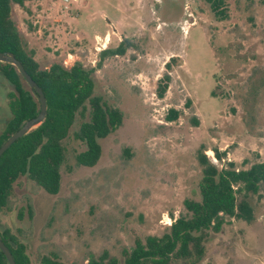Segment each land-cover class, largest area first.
Masks as SVG:
<instances>
[{
  "label": "rangeland",
  "instance_id": "rangeland-1",
  "mask_svg": "<svg viewBox=\"0 0 264 264\" xmlns=\"http://www.w3.org/2000/svg\"><path fill=\"white\" fill-rule=\"evenodd\" d=\"M219 10L209 0H28L13 7L41 68L75 61L96 68L94 94L123 115L99 140L101 155L90 168L75 163L84 150L72 136L76 119L56 194L26 177L15 182L0 229L19 231L31 264L42 256L81 263L103 252L122 264L123 250L161 236L185 213L184 200H198L199 151L217 167L264 162V0H223ZM124 39L125 54L97 66L99 52ZM165 72L170 82L158 98ZM10 89L0 74V132L11 117ZM170 109L178 115L168 121ZM247 200L250 223L226 218L219 232L207 234L200 259L172 264H264V186Z\"/></svg>",
  "mask_w": 264,
  "mask_h": 264
},
{
  "label": "trees",
  "instance_id": "trees-1",
  "mask_svg": "<svg viewBox=\"0 0 264 264\" xmlns=\"http://www.w3.org/2000/svg\"><path fill=\"white\" fill-rule=\"evenodd\" d=\"M28 0H0V52H11L24 70L42 90L46 101V114L42 123L18 138L0 156V214L11 211L13 186L20 177H26L50 195L58 192L61 167L65 162L64 142L77 118L81 121L72 132L84 150L75 156L77 166L93 167L101 155L100 139L113 133L121 124L120 110L107 106L94 94L93 73L96 68H85L80 61L70 67L53 62L41 68L34 59V52L26 48L13 18L14 6L23 7ZM215 14L223 0H209ZM130 46L121 40L116 48L99 52L100 62L106 57L122 56ZM171 58L164 67L170 68ZM0 74L10 86L6 94L11 117L0 132V146L26 121L39 113V103L17 69L0 62ZM170 82L165 72L156 84V96L162 98ZM215 96L214 92H211ZM166 119L177 118V111L170 109ZM196 123V122H195ZM220 160L224 153H215ZM196 159L202 167L198 184V200L183 202L184 214L172 220L161 236H146L136 240L128 250L122 251V264H172V259H200L209 232H219L226 218L241 219L250 223L254 216L247 194H256L264 186V162H256L246 169H236L232 162L221 167L210 163L203 151ZM31 214V208L28 209ZM20 217V216H19ZM10 228L0 229V239L10 251L15 264H31L25 244ZM0 264H8L0 251ZM39 264H65L55 257L42 256ZM70 264H119L118 260L103 252L89 255L81 263Z\"/></svg>",
  "mask_w": 264,
  "mask_h": 264
},
{
  "label": "water",
  "instance_id": "water-1",
  "mask_svg": "<svg viewBox=\"0 0 264 264\" xmlns=\"http://www.w3.org/2000/svg\"><path fill=\"white\" fill-rule=\"evenodd\" d=\"M0 62L8 63L13 65L17 71L21 74L27 85L33 89L36 99L39 103V113L36 117L26 121L16 132L10 135L7 140L0 146V156L2 153L11 146L13 142H15L18 138L24 136L30 131L37 128L42 121L44 120L46 114V101L44 94L40 87L31 79V77L24 70L22 64L14 57L11 52H0ZM0 251L4 255L8 264H15L14 259L6 247V245L0 239Z\"/></svg>",
  "mask_w": 264,
  "mask_h": 264
},
{
  "label": "built area",
  "instance_id": "built-area-1",
  "mask_svg": "<svg viewBox=\"0 0 264 264\" xmlns=\"http://www.w3.org/2000/svg\"><path fill=\"white\" fill-rule=\"evenodd\" d=\"M63 1H66V0H63ZM64 66V65H63ZM66 67V66H65ZM210 161V159H209ZM214 162H216L215 158L213 156H211V161L210 163L214 164ZM170 225V223H168Z\"/></svg>",
  "mask_w": 264,
  "mask_h": 264
},
{
  "label": "crops",
  "instance_id": "crops-1",
  "mask_svg": "<svg viewBox=\"0 0 264 264\" xmlns=\"http://www.w3.org/2000/svg\"><path fill=\"white\" fill-rule=\"evenodd\" d=\"M108 38V37H107Z\"/></svg>",
  "mask_w": 264,
  "mask_h": 264
}]
</instances>
